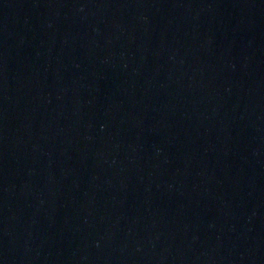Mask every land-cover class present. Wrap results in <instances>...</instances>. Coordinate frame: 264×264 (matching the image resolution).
I'll use <instances>...</instances> for the list:
<instances>
[{
  "label": "water",
  "instance_id": "obj_1",
  "mask_svg": "<svg viewBox=\"0 0 264 264\" xmlns=\"http://www.w3.org/2000/svg\"><path fill=\"white\" fill-rule=\"evenodd\" d=\"M0 264H264V0H0Z\"/></svg>",
  "mask_w": 264,
  "mask_h": 264
}]
</instances>
